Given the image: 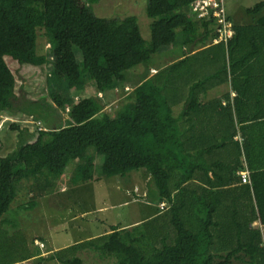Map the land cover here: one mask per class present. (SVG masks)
<instances>
[{"label": "trees", "instance_id": "1", "mask_svg": "<svg viewBox=\"0 0 264 264\" xmlns=\"http://www.w3.org/2000/svg\"><path fill=\"white\" fill-rule=\"evenodd\" d=\"M194 1L147 0L152 21L146 41L135 16L101 18L77 0H0V114L35 118L39 111L35 120H46L42 129L21 128L17 147L0 154V221L25 181L32 182L33 193L26 206L34 207L71 161L72 184L93 181L97 156L103 157L104 176L145 169L159 203L167 204L145 221L112 226L49 258L85 264L78 253L89 249L115 257L116 264H264V0L246 8L241 22L227 13L233 29L227 40L219 36L216 16L190 12ZM38 27L51 45V102L18 94L5 59L27 64L36 51ZM200 39L207 43L187 52ZM177 46L183 57L151 74L152 56ZM141 64L147 69L128 96V71ZM225 83L230 90L223 100L200 101L201 93ZM90 84L96 94L73 97L72 91L81 93ZM120 88L126 101L109 113L102 98L108 89ZM185 93L186 105L177 114ZM60 110L69 118L53 126ZM199 121L210 130L194 131ZM244 169L251 183L238 188L243 204L234 200L229 219L219 208L227 188L218 187L241 182L237 175ZM158 216L165 217L161 225L150 227ZM166 225L172 236L160 229ZM43 257L29 252L13 263Z\"/></svg>", "mask_w": 264, "mask_h": 264}, {"label": "rangeland", "instance_id": "2", "mask_svg": "<svg viewBox=\"0 0 264 264\" xmlns=\"http://www.w3.org/2000/svg\"><path fill=\"white\" fill-rule=\"evenodd\" d=\"M258 1L260 0H225V9L236 22H241L246 15V8ZM77 3L81 9L90 6L95 15L101 18L123 19L135 16L143 38L146 41L151 38L152 20L146 12L147 0H77ZM37 30L36 51L31 53L27 64H21L11 56H6L5 59L16 76L18 94L25 93L31 99L46 97L48 102H51L49 95L51 45L44 28L38 27ZM205 43L207 42L203 43L200 39L197 44L194 43L189 47L200 48ZM171 48H163L162 51L155 53L148 65L158 68L168 61L175 60L180 46ZM192 49L190 53H193ZM146 69L145 64H141L128 71L131 79L128 83L131 88L128 93L132 92L131 94L128 95L121 88L108 89L102 98L104 110L114 113L117 105L126 101L127 95L133 96V84L140 79L139 77ZM151 72L155 71L151 70ZM92 94H96L95 86L92 84L81 93L72 91L76 100L81 96ZM59 112L60 115L58 113L53 117V126L64 124V121L69 118L67 111ZM36 115L39 116V111ZM42 116H47V113ZM35 118L20 112L16 115L9 112L0 114V154H8L17 147V134L21 128L27 127L34 131L38 130L37 124H40L42 128L46 126L45 119L40 120L41 123ZM15 124L20 125L18 130L13 128ZM102 164L103 157L97 156L94 180L72 184L70 177H72L75 161H71L65 175L58 180L54 188L46 189L44 195L36 200L34 207L26 206L32 199L33 193L30 189L32 182L25 181L21 193L0 221V264L13 263L14 260H20L22 255L35 251L39 254L42 252L44 257L31 260L33 264L37 262L63 264L49 258L50 254L62 249L60 247L65 248L67 247L65 245L69 246L92 234L106 233L110 225L118 221L122 224L145 221L156 213L159 203L158 190L151 180L143 177L141 172H146L145 169L133 170L126 176L108 177L102 174ZM164 218V216L155 217L150 227H159ZM163 226L160 229L163 232L170 231L169 234L172 236L173 229L169 225L164 228ZM35 240L43 243L38 246ZM78 255L85 264H116L115 257H102L98 252L89 249L79 252ZM13 264L26 263L18 261ZM236 264L250 263L239 261Z\"/></svg>", "mask_w": 264, "mask_h": 264}, {"label": "crops", "instance_id": "3", "mask_svg": "<svg viewBox=\"0 0 264 264\" xmlns=\"http://www.w3.org/2000/svg\"><path fill=\"white\" fill-rule=\"evenodd\" d=\"M203 46L204 45H202V47ZM188 47L186 48L188 51L187 50L186 51L187 52H190V49H192L193 46L191 48L189 47V49H188ZM202 47L192 49L193 50V53L196 52V51H198V50H200ZM182 57H183L182 56V51L179 50V53L175 57V60L178 59V58H182ZM167 63L169 64V63H171V61H168ZM152 70L156 72L157 71V68L152 66ZM155 72H151V74H153ZM229 90H230V88H229L228 84H226V83L225 84H222V85H218V86L212 87V88L208 89L206 93H201L199 95L200 96V101H203V100H205V101H210L211 100L212 101V100H215L216 98H222V100H223L225 98V97H223L224 94H226V92L229 91ZM187 97H188V95H187V93H185L184 98L178 101V103H177V105L175 107V111H176L177 114L180 112L181 109H183L185 107V105H186L185 101H186ZM193 130L200 134L201 131H209L210 130V126H208L206 123H204L202 121H199L197 123V125L194 126V129ZM141 173H142V175H143L144 178H146L147 180H150L147 172H141ZM237 176H240V175L238 174ZM210 177L211 178L213 177L212 173H210ZM250 183H251V178H250ZM245 184H247V183L237 182L235 185H224L222 187H218V188H227V191L226 192L225 191L222 192L223 193L222 195L224 196V199L222 201H220L219 205L220 204L221 205L219 206V208L221 210L223 209L222 212L225 215L230 216L229 219L231 218V215L233 214L234 200H237V198H240V200H241L240 201L241 206L243 204V199H242L241 195L239 194L238 188L239 187H243ZM159 204L160 203H158L156 213H154L152 215V217L155 216L156 214H159L160 213V211H159L160 205ZM138 222H141V221H134V222L123 223V224L118 221L116 223L111 224L110 227H109V229H108V231H105V232L106 233L109 232L111 230L112 226L130 227L132 225L137 224ZM260 225H261L260 227H262L261 229H262L263 239H264V231H263L264 225L263 224H260ZM98 235H100V234H92L88 238H92V237H95V236H98ZM88 238H86V239H88ZM83 240H85V239H83ZM83 240H78V241H75V242H80V241H83ZM65 246H68V245H65ZM60 248H63V247H60Z\"/></svg>", "mask_w": 264, "mask_h": 264}, {"label": "built area", "instance_id": "4", "mask_svg": "<svg viewBox=\"0 0 264 264\" xmlns=\"http://www.w3.org/2000/svg\"><path fill=\"white\" fill-rule=\"evenodd\" d=\"M190 12L194 13L199 17H204L213 14L218 18L219 22V36L223 39H228L233 35V29L231 22L227 19V12L225 9V0H196L189 8ZM129 90V88H126ZM38 129H42L40 124H37ZM241 177V182L250 183V171L244 169L238 172ZM167 204L165 202L160 203L161 210H165ZM27 264H33L32 262H27Z\"/></svg>", "mask_w": 264, "mask_h": 264}, {"label": "clouds", "instance_id": "5", "mask_svg": "<svg viewBox=\"0 0 264 264\" xmlns=\"http://www.w3.org/2000/svg\"><path fill=\"white\" fill-rule=\"evenodd\" d=\"M160 205V204H159ZM161 209V208H160ZM161 211H164V210H161ZM35 243L40 246V243H43V242H40L39 240H35ZM41 255H42V252H41Z\"/></svg>", "mask_w": 264, "mask_h": 264}]
</instances>
